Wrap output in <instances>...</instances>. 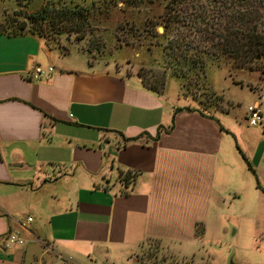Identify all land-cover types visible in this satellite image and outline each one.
Listing matches in <instances>:
<instances>
[{
  "label": "crops",
  "instance_id": "obj_1",
  "mask_svg": "<svg viewBox=\"0 0 264 264\" xmlns=\"http://www.w3.org/2000/svg\"><path fill=\"white\" fill-rule=\"evenodd\" d=\"M71 52L0 30V236L26 238L0 242V264H123L154 242L201 264L205 238L264 242V85L251 126Z\"/></svg>",
  "mask_w": 264,
  "mask_h": 264
},
{
  "label": "rangeland",
  "instance_id": "obj_2",
  "mask_svg": "<svg viewBox=\"0 0 264 264\" xmlns=\"http://www.w3.org/2000/svg\"><path fill=\"white\" fill-rule=\"evenodd\" d=\"M92 1L94 0H0V17L3 15L0 27L5 32H18L21 22H26L24 31H27L40 24L32 25L25 14L37 11L44 3H49V8L57 9L61 5L70 6L73 3L90 5ZM166 2L167 0H103V13H91L89 30L81 38L76 29L70 30V24L54 25L50 18L42 24L44 28L53 29L55 26V31L46 36L50 46L63 52L68 48L72 54L77 53L74 51H84L92 62L119 63L126 66L127 70H137L150 83L154 82L152 77L162 75L167 65L162 46L165 39L156 36L163 32L159 16ZM57 28L63 31L58 32ZM196 36L198 38L199 35ZM259 66V63H252V69H244L232 68L225 63L206 62L202 70H186L180 75L167 68L164 94L175 103L189 101L197 107L204 103L208 113H216V107L213 106L216 104L221 107L222 104L232 114L245 120L248 104L252 103L257 91L264 85V73H261ZM20 235L26 241L23 233ZM257 243L253 245L247 238H242V234L239 236L232 232L205 238L200 243L201 264H264V249L261 248L264 242L258 240ZM129 257L123 256L120 261L123 264H198L192 259L166 253L155 242L140 250L132 260ZM31 259L28 255L25 264ZM33 262L38 264L37 260Z\"/></svg>",
  "mask_w": 264,
  "mask_h": 264
},
{
  "label": "trees",
  "instance_id": "obj_3",
  "mask_svg": "<svg viewBox=\"0 0 264 264\" xmlns=\"http://www.w3.org/2000/svg\"><path fill=\"white\" fill-rule=\"evenodd\" d=\"M102 2L73 3L57 9L44 3L37 11L25 14L32 25L40 24L38 27L24 31L27 25L21 22L18 32H5L1 27L0 30L8 35L28 32L46 40L48 33L55 31V26L44 28L42 24L50 18L54 25L70 24V30L76 29L81 38L89 30L91 13H103ZM159 17L163 32L156 36L165 39L162 46L167 65L161 76L151 78L154 82H147L138 73L147 87L162 91L167 68L180 75L186 70L200 71L206 62L244 69L259 63L264 73V0H167Z\"/></svg>",
  "mask_w": 264,
  "mask_h": 264
},
{
  "label": "built area",
  "instance_id": "obj_4",
  "mask_svg": "<svg viewBox=\"0 0 264 264\" xmlns=\"http://www.w3.org/2000/svg\"><path fill=\"white\" fill-rule=\"evenodd\" d=\"M55 72V68L52 65L41 66L35 65L31 68L29 75L34 80L48 79ZM247 116L248 122L251 126L260 125L263 120V113L259 103H252L247 106ZM31 217H28L26 222H30ZM23 227L26 226L25 222L21 223ZM0 242L4 244L5 247H13L16 245H24L25 240L21 237L20 232L10 231L2 236H0ZM130 264H136L132 262Z\"/></svg>",
  "mask_w": 264,
  "mask_h": 264
}]
</instances>
